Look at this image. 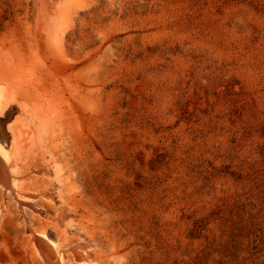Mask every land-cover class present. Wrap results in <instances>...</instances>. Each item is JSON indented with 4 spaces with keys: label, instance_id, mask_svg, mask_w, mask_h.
Wrapping results in <instances>:
<instances>
[{
    "label": "rangeland",
    "instance_id": "obj_1",
    "mask_svg": "<svg viewBox=\"0 0 264 264\" xmlns=\"http://www.w3.org/2000/svg\"><path fill=\"white\" fill-rule=\"evenodd\" d=\"M14 86L0 264H264V0H0Z\"/></svg>",
    "mask_w": 264,
    "mask_h": 264
},
{
    "label": "bare ground",
    "instance_id": "obj_2",
    "mask_svg": "<svg viewBox=\"0 0 264 264\" xmlns=\"http://www.w3.org/2000/svg\"><path fill=\"white\" fill-rule=\"evenodd\" d=\"M14 87L15 88H13V89L8 88L9 90L8 89H5V90L0 89V187L2 189H4L5 191H7L8 189L12 190L11 185L7 180L8 175L6 172V168L10 166V162H11L12 158L10 159V157L8 156V154L5 150L4 143H6V142L5 141L2 142V140H1V138H3L4 140L7 139L6 132H4V129H3L4 125H2L1 120L6 119L8 114L16 109L11 104L18 103V99L20 96L19 91H21L22 88H21V86H14ZM19 107L21 109V117H18L17 119H15L16 120V122H14L15 124L10 125L7 128V130H8L7 133L10 134L12 137V146H17L18 143H26L27 144L29 142L28 141V137H29L28 131L33 126V121L30 119L29 108L27 106H24V104L22 106L23 108H21V105H19ZM18 111H19V109L17 110V112ZM31 131H33V130H30V133H32ZM27 145H29V144H27ZM12 165H14V163ZM9 169H10V167H9ZM38 236H37L38 238L43 240L44 247H46L48 250L47 252H44V254H40V255H42L45 263L46 264H63V254L61 251H59L57 249L54 242H52L50 239H48L45 235H38ZM81 255L82 254H80L78 252L75 253L76 260H81V257H82ZM78 264H87V263L84 262L83 260H81L80 262L78 261Z\"/></svg>",
    "mask_w": 264,
    "mask_h": 264
},
{
    "label": "water",
    "instance_id": "obj_3",
    "mask_svg": "<svg viewBox=\"0 0 264 264\" xmlns=\"http://www.w3.org/2000/svg\"><path fill=\"white\" fill-rule=\"evenodd\" d=\"M38 243H40V244H43V242H42V241H40V240L38 241Z\"/></svg>",
    "mask_w": 264,
    "mask_h": 264
}]
</instances>
